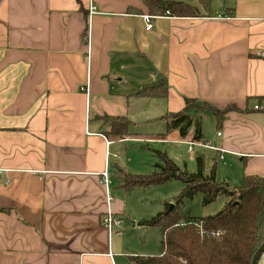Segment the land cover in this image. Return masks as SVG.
Segmentation results:
<instances>
[{"label": "crops", "instance_id": "0c3cea01", "mask_svg": "<svg viewBox=\"0 0 264 264\" xmlns=\"http://www.w3.org/2000/svg\"><path fill=\"white\" fill-rule=\"evenodd\" d=\"M144 11L139 0H0V264H128L151 256L103 226L108 209L131 220L111 195L113 167L128 169L111 147L185 144L175 132H138L153 113L183 110L181 96L236 108L218 128L214 119V138L201 118L205 144L216 150L209 157L230 156L217 165V181L238 187L244 174L264 177V110H254L264 106V0H210L208 17L152 16L150 30ZM158 84L165 98L138 95ZM104 115L126 117L137 136L110 140L98 121ZM139 222L131 227L148 229Z\"/></svg>", "mask_w": 264, "mask_h": 264}, {"label": "trees", "instance_id": "16d2710c", "mask_svg": "<svg viewBox=\"0 0 264 264\" xmlns=\"http://www.w3.org/2000/svg\"><path fill=\"white\" fill-rule=\"evenodd\" d=\"M145 15L173 18H203L209 16L210 0H139ZM135 12V10H128ZM162 84L145 87L139 96L165 98L167 91ZM263 99H258L261 104ZM183 110L162 117L166 121L165 133L159 138L177 133L181 139L206 143L201 133V115L210 111L215 117L217 128L224 115L236 108L229 106L219 111L195 99H184ZM194 109L198 115L187 112ZM107 125L106 136L112 141L136 137L131 131L129 120L124 116H102L99 120ZM158 163L153 172L132 175L114 166L111 178L116 189L124 193L133 188H149L170 180L183 184L180 193L169 204L151 218L138 223L146 228L160 230V254L156 256H134L128 264H251L253 255L264 242V177L244 174L238 187L216 180L219 153L210 156V165L205 164V154L194 152L195 171L179 167L166 153L156 151ZM202 195V204L213 203L219 195L226 201L216 214L204 217L185 216L182 202L197 194ZM0 212H4L0 209Z\"/></svg>", "mask_w": 264, "mask_h": 264}, {"label": "rangeland", "instance_id": "374dc122", "mask_svg": "<svg viewBox=\"0 0 264 264\" xmlns=\"http://www.w3.org/2000/svg\"><path fill=\"white\" fill-rule=\"evenodd\" d=\"M181 99L183 101L184 97L181 96ZM154 103H162V101L157 99ZM187 113L191 116L198 115L194 109H190ZM155 114L153 113L154 119L152 122L147 125L144 124L143 128L138 130L139 133H149L144 136H158L165 133L166 121L159 117L167 115V113ZM201 118L206 135L214 138L215 130L212 123L215 118L213 113L207 110L201 115ZM103 127L106 128L107 125L103 124ZM154 151L155 153L156 151L166 153L179 167L183 168L185 166L189 172L195 171V162L193 157H191L192 155L187 152V145L185 144L171 143L167 140L153 143H137L133 141L115 142L111 147V152H115L118 158L115 159L117 164L122 166V163L125 162L128 168L125 169L126 172L132 175H145L154 171L155 164L158 163ZM180 152L183 155L182 157H180ZM209 153V150L205 151V164L207 167L210 165ZM229 158V155H225L224 161L219 162L218 166L223 162L229 161ZM182 188L183 184L179 180H170L165 184L149 188H133L127 193L118 189L117 191L114 190L115 192L111 190L112 196L125 203L126 214L131 219L130 221L127 219L125 222L124 219L121 220V224L112 231V234H117V236L124 235V238H128L129 240L128 245L132 246L133 249L146 250L149 253L145 254L151 256L158 255L160 253V230L157 227H150L148 229L139 227V229H133L131 227L132 221H141L142 215H146L147 213L150 216H148L149 218L153 217L158 211L163 210V206L167 202H173V199L180 193ZM225 201L226 197L219 195L213 203L204 206L202 204V195L199 193L191 199L183 200L182 213L185 216L191 217L214 215L221 210Z\"/></svg>", "mask_w": 264, "mask_h": 264}, {"label": "built area", "instance_id": "2783aa9c", "mask_svg": "<svg viewBox=\"0 0 264 264\" xmlns=\"http://www.w3.org/2000/svg\"><path fill=\"white\" fill-rule=\"evenodd\" d=\"M89 9H90L89 11L92 12V11H95L96 8L94 6H91ZM151 17L152 16H150V15H144L143 16V20L145 22L146 30H150L151 29V22H150ZM218 18H220V17L218 16ZM258 109L264 110V106H262V107L261 106H255L254 107V110H258ZM217 136H220V133H217ZM184 143L187 145V152L190 155H192V156L194 155V152H195L196 148L197 149L201 148V149H208V150L216 151L211 146H209V145H207L205 143H202V142H194V141H190L189 140V141H185ZM217 152L220 154L219 160H222V155H223L224 151L223 150H218ZM101 183L105 186L106 201H107V204L109 205V203L111 202L112 198H111L110 191H109L110 176H109L108 170H105L102 173ZM102 223H103V226L107 229V231L111 232L112 230H114L117 227H119V225L121 224V219L115 217L112 214V212L108 209L107 212L105 213V216L103 218Z\"/></svg>", "mask_w": 264, "mask_h": 264}, {"label": "water", "instance_id": "95a60500", "mask_svg": "<svg viewBox=\"0 0 264 264\" xmlns=\"http://www.w3.org/2000/svg\"><path fill=\"white\" fill-rule=\"evenodd\" d=\"M172 208V205H169V210ZM264 252V242L262 243V245L258 248V250L255 252V254L253 255L251 264H256L259 257L261 256V254Z\"/></svg>", "mask_w": 264, "mask_h": 264}]
</instances>
